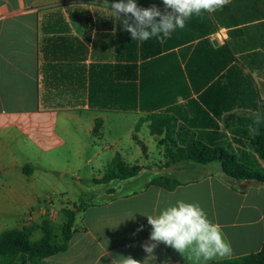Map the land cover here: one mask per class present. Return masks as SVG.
Masks as SVG:
<instances>
[{"label": "crops", "instance_id": "crops-1", "mask_svg": "<svg viewBox=\"0 0 264 264\" xmlns=\"http://www.w3.org/2000/svg\"><path fill=\"white\" fill-rule=\"evenodd\" d=\"M114 2L108 9L104 0H0V235L29 228L36 241L49 220L58 243L61 212L77 205L65 177L78 182L80 164L96 162L93 176L101 179L120 154L143 168L140 175L121 184L119 196L83 203L68 250L42 264H120L128 256L143 264L151 232L143 214L177 200L199 204L220 224L232 255L188 261L160 243L150 264L259 253L264 185L234 188L218 174L194 181L202 172L188 163L165 168V134L153 135L147 119L172 117L180 147L195 138L243 162H263L244 123L264 110V0H231L194 15L163 44L132 40L111 12ZM136 3L164 9L162 0ZM188 171L195 174L178 178ZM160 174L183 184L172 191L148 185ZM138 180L141 187L125 190Z\"/></svg>", "mask_w": 264, "mask_h": 264}, {"label": "trees", "instance_id": "trees-1", "mask_svg": "<svg viewBox=\"0 0 264 264\" xmlns=\"http://www.w3.org/2000/svg\"><path fill=\"white\" fill-rule=\"evenodd\" d=\"M150 130L153 135L165 134L167 149L165 168H172L180 164H190L202 173L194 181L207 175H220L227 183L237 188V184L248 182L264 185V168L256 162H243L235 152L219 146H210L195 138L180 147L174 140L175 120L167 115H152ZM244 127L251 129V146L258 157L264 162V110L260 116L245 120ZM137 139V137H135ZM26 167V172H27ZM143 168L129 166L120 154H117L109 164L105 175L101 179H94V189L97 193H104L111 197L119 196L118 187L124 182L137 178ZM183 183L171 174L154 176L148 185H154L172 191ZM105 199L102 203L108 201ZM76 205L75 209L62 210V242H55V226L45 220L39 226L42 237L32 240V230L29 228L13 229L0 235L1 264H42L46 259L66 252L79 229L76 228V216L82 209ZM208 264H264V246L257 254L212 262Z\"/></svg>", "mask_w": 264, "mask_h": 264}, {"label": "clouds", "instance_id": "clouds-1", "mask_svg": "<svg viewBox=\"0 0 264 264\" xmlns=\"http://www.w3.org/2000/svg\"><path fill=\"white\" fill-rule=\"evenodd\" d=\"M162 3L163 11L155 4L142 8L136 0H118L110 8L132 40L144 42L156 38L163 44L174 31L184 29L194 15L215 13L230 4L231 0H162ZM104 5L109 9L108 0H104ZM143 216L151 226L149 240L142 245L147 253L143 264H150L156 259L154 250L160 243L173 248L188 261L207 262L232 255L233 249L221 225L210 221L197 203L177 200L158 214L146 213ZM141 230L143 226L137 229ZM120 264H141V261L128 256L123 257Z\"/></svg>", "mask_w": 264, "mask_h": 264}, {"label": "rangeland", "instance_id": "rangeland-1", "mask_svg": "<svg viewBox=\"0 0 264 264\" xmlns=\"http://www.w3.org/2000/svg\"><path fill=\"white\" fill-rule=\"evenodd\" d=\"M78 162H63L64 165L67 166H72V165H76ZM258 164H260L261 168H264V162H256ZM81 166L79 167L80 169V176H81V180H79L78 182H76L75 180H71L68 179L67 177H65L64 181L70 182L71 186L73 188H70L68 191L69 192V197L68 199L71 200L74 197L73 193V189L75 190V195L77 196V205H81L83 203L89 202V201H93V202H101L105 199L110 198V195H106L104 193H97L95 192V185L93 183V180L95 178V176H93V173H95V171H98V168H95L97 163L96 162H82V164H80ZM60 174V173H59ZM195 172L193 171H188V172H181L178 175L179 179H185L187 177H190L192 175H194ZM58 175V174H56ZM149 177V176H148ZM143 181H135L131 186H129L128 188H125L126 191L130 190V189H137L139 187H141L143 185ZM65 186V185H63ZM59 221V220H58ZM56 223V226H58V229L56 230V236L58 243L62 242V236L59 230V226L62 227V223L58 222ZM34 240V239H33Z\"/></svg>", "mask_w": 264, "mask_h": 264}]
</instances>
